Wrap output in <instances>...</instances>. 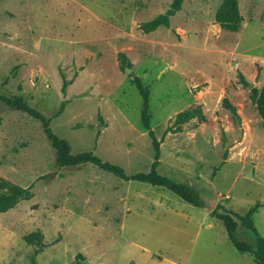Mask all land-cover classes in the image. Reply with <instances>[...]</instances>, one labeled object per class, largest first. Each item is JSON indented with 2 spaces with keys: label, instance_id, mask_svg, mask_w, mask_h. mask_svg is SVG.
<instances>
[{
  "label": "rangeland",
  "instance_id": "obj_1",
  "mask_svg": "<svg viewBox=\"0 0 264 264\" xmlns=\"http://www.w3.org/2000/svg\"><path fill=\"white\" fill-rule=\"evenodd\" d=\"M171 1L0 0V95L22 96L72 155L147 173L154 150L139 77L161 140L157 172L204 200L195 207L87 162L59 167L41 122L0 100V178L31 192L0 212V264H256L211 212L242 216L257 206L264 238V122L251 99L264 80V0L238 1L235 32L214 20L221 0H183L169 27L143 33L139 24ZM197 106L202 119L175 124ZM237 222V238L253 244Z\"/></svg>",
  "mask_w": 264,
  "mask_h": 264
},
{
  "label": "trees",
  "instance_id": "obj_2",
  "mask_svg": "<svg viewBox=\"0 0 264 264\" xmlns=\"http://www.w3.org/2000/svg\"><path fill=\"white\" fill-rule=\"evenodd\" d=\"M238 1L239 0H221L215 11L214 20L222 29L233 32L239 30L243 17L239 11ZM182 2L183 0H172L164 13L141 22L139 28L143 33H149L160 26L169 27L170 18L181 9ZM119 63L121 66L130 67V63L123 53L119 54ZM239 82L242 84L246 83V80L241 74H239ZM66 85L67 82L63 81V88H65ZM134 86L141 97L140 121L142 126L148 132L154 150L153 162L147 173L139 172L127 174L121 166L108 161H102L98 156L91 152L72 155L67 143L51 131L48 125V120L36 109L27 105L22 96H14L10 98L0 95V100H2L7 106L18 109L41 122L42 129L55 150V160L59 167L72 166L86 162L91 163L99 169L111 173L120 179L145 182L154 186L163 187L177 195L183 201L195 207H202L204 205L203 198L192 188L157 172L156 168L158 166L160 154L159 145L161 140L156 138L150 127L149 86L143 83L139 77L134 78ZM251 99L256 104L258 114L264 122V80L259 88L253 87L251 89ZM222 106L231 113L232 117L237 120L239 119L236 108L228 101V99L224 98L222 100ZM192 118H203L202 111L198 106L179 113L176 116L175 124L184 123ZM30 197L31 192L29 187L22 188L0 178V212L7 211L14 207L19 201L29 199ZM256 209L257 206H253L242 216L233 214L227 209H223L222 212L213 210L211 213L221 222L228 240L238 252L249 254L256 264H264V238L257 232L252 220V216L256 212ZM237 220L242 223L245 229L253 233V244L237 238ZM35 237L36 235L31 233L28 236H25V239L27 242H31Z\"/></svg>",
  "mask_w": 264,
  "mask_h": 264
},
{
  "label": "water",
  "instance_id": "obj_3",
  "mask_svg": "<svg viewBox=\"0 0 264 264\" xmlns=\"http://www.w3.org/2000/svg\"><path fill=\"white\" fill-rule=\"evenodd\" d=\"M126 70H128V71H129L130 69H129V68H126ZM251 87H252V84H251V83H249V84H248V88H251ZM247 175H250V172H248V173H247ZM211 205H212V202H209V207H208V208H210V207H211Z\"/></svg>",
  "mask_w": 264,
  "mask_h": 264
}]
</instances>
